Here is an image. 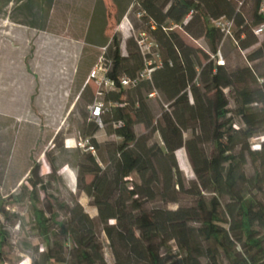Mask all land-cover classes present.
<instances>
[{
  "label": "trees",
  "instance_id": "1",
  "mask_svg": "<svg viewBox=\"0 0 264 264\" xmlns=\"http://www.w3.org/2000/svg\"><path fill=\"white\" fill-rule=\"evenodd\" d=\"M14 1L30 12L38 6L49 13L54 5V0ZM253 1L250 16L242 10L245 0H140L134 7L130 23L156 39L164 64L152 82L125 90L120 80L136 75L130 64L138 72L144 66L140 50L131 38L128 56H123L117 35L105 45L107 77L121 89L102 98L110 107L101 121L120 143L109 149L101 145L98 124L92 121L85 138L97 155L77 151V188L97 215L91 217L78 200L69 205L50 192L58 174L54 165L46 175L40 165L32 166L18 195L31 205L34 229L42 239L32 264H108L102 236L115 264H264V141L257 150L252 144L264 135V41L255 35L264 16L259 15L260 0ZM191 10V21L182 26ZM140 11L142 20L136 17ZM221 17L235 23L232 40L248 54L244 65H227L226 60L224 66L213 60L203 64L201 51L166 26L181 25L191 38L205 40L215 56L225 37L209 20ZM149 21L155 30L146 27ZM154 89L169 105L156 122L146 102ZM88 91L85 85L80 99ZM95 99L92 95L87 104ZM137 125L150 134L138 136ZM188 131L192 137L186 141ZM155 133L162 146L152 143ZM60 138L61 133L54 136V147ZM181 149L197 181L183 180L176 159ZM45 155L50 159V153ZM182 197L189 199L184 203ZM156 203L175 208L150 207ZM1 238L0 257L7 236Z\"/></svg>",
  "mask_w": 264,
  "mask_h": 264
},
{
  "label": "rangeland",
  "instance_id": "2",
  "mask_svg": "<svg viewBox=\"0 0 264 264\" xmlns=\"http://www.w3.org/2000/svg\"><path fill=\"white\" fill-rule=\"evenodd\" d=\"M253 7V0H245L242 10L249 15ZM80 15L59 0L49 13L45 7L35 6L30 12L19 8L14 0H0V242L3 235L7 236L0 264H21L28 258L33 260L34 247L42 246V239L34 229L31 205L18 198L20 186L35 164L41 166L44 175L51 165L57 168V177L50 185L53 195L69 205L78 200L91 217L97 215L96 209L90 206V200L77 188V151L80 154L86 152L77 147L92 123L87 101L92 95L97 97L99 86L92 82L90 91L81 99L80 94L92 69L103 57L104 49L76 40L84 35V28L79 25H84L86 20ZM166 26L174 29L186 45L201 51L199 57L203 64L216 61L205 40L193 39L171 23ZM139 31L135 29L137 34ZM235 32L236 27L232 34ZM117 37L122 43L123 56H128V41ZM220 50L227 65L246 63L248 54L238 51L231 37L224 39ZM162 58L165 60L164 52ZM130 69L133 75L138 73L132 64ZM146 102L155 122L158 121L167 110L166 101L148 96ZM190 102H193L191 95ZM109 107L105 104V112ZM101 123L97 141L107 149L118 145L120 140L108 135L103 120ZM135 131L138 136L150 134L143 125H137ZM57 133H61V138L54 147L53 138ZM184 135L187 141L191 139L192 132ZM151 141L162 146L158 133L153 134ZM263 141L264 135L254 139L253 149H259ZM204 147L210 151L209 144ZM49 153L50 159H47L45 154ZM176 159L183 180L187 184L197 181L185 149L176 152ZM246 170L252 174V165L249 164ZM91 180L89 176L86 182ZM188 199L181 198L184 203ZM150 207L175 208L164 203L150 204ZM101 239L108 264H115L105 237Z\"/></svg>",
  "mask_w": 264,
  "mask_h": 264
},
{
  "label": "built area",
  "instance_id": "3",
  "mask_svg": "<svg viewBox=\"0 0 264 264\" xmlns=\"http://www.w3.org/2000/svg\"><path fill=\"white\" fill-rule=\"evenodd\" d=\"M193 14L194 11L191 10L185 16L182 21V26L188 25L193 17ZM259 15L264 16V0H260ZM144 16V12H139L137 14V19L142 20ZM209 25L212 28L223 33L225 39L228 37L233 38L232 30L235 27V23L233 20L227 19L226 17H221L218 19L210 18ZM182 26L174 25V28H179L182 30ZM146 27H148L150 30L156 29L153 21H149L146 24ZM169 30L174 29L171 28ZM127 31L129 32L130 38H133L135 40L140 50V53L144 60V66L141 71H139L134 77H124L120 80L121 88L125 90L136 88L142 81L152 82V75L154 71L158 68H161L164 64V60L162 58V48L148 30H141L137 34L132 24L129 23L127 25ZM255 35L260 41H264V24L255 29ZM105 50L106 49H104V52ZM213 58L216 60L218 65H225V60L221 51H218V53L213 56ZM107 72L108 66L104 63L103 57H101L99 63L92 69L86 83V85H89L90 83L95 82L99 86V91L97 92L95 102L91 105H88L87 110L90 116V120L97 123L100 127H102L101 117L105 111V104L101 99L106 93L120 92L121 89L114 82L108 79ZM148 96L150 99L162 101V97L156 89H154L153 92H151ZM165 107L168 110L169 105L167 104L165 105ZM121 125L122 123H118L115 125V127H120ZM77 148H83L84 151L96 155L95 148L87 138L81 139V141L78 142ZM21 264H32V261L30 258H28Z\"/></svg>",
  "mask_w": 264,
  "mask_h": 264
},
{
  "label": "crops",
  "instance_id": "4",
  "mask_svg": "<svg viewBox=\"0 0 264 264\" xmlns=\"http://www.w3.org/2000/svg\"><path fill=\"white\" fill-rule=\"evenodd\" d=\"M57 1L58 0H54V4ZM59 1L70 6L71 11L81 13L82 16L80 15V17L86 20L84 25H79V27L84 28L82 32L84 34L82 37L83 40L82 38H76V40L85 41L106 49L105 45L111 42V36L113 35L123 38L124 41L131 39L127 31V25L130 23L129 15L134 7L139 5L140 0Z\"/></svg>",
  "mask_w": 264,
  "mask_h": 264
}]
</instances>
